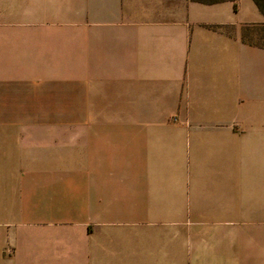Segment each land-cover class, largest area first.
<instances>
[{"label": "crops", "instance_id": "0c3cea01", "mask_svg": "<svg viewBox=\"0 0 264 264\" xmlns=\"http://www.w3.org/2000/svg\"><path fill=\"white\" fill-rule=\"evenodd\" d=\"M262 24L253 0H0V264H264Z\"/></svg>", "mask_w": 264, "mask_h": 264}, {"label": "trees", "instance_id": "16d2710c", "mask_svg": "<svg viewBox=\"0 0 264 264\" xmlns=\"http://www.w3.org/2000/svg\"><path fill=\"white\" fill-rule=\"evenodd\" d=\"M200 2L213 3L223 0H196ZM264 15V0H253ZM242 40L244 43L264 49V24L262 25H246L242 30Z\"/></svg>", "mask_w": 264, "mask_h": 264}, {"label": "rangeland", "instance_id": "374dc122", "mask_svg": "<svg viewBox=\"0 0 264 264\" xmlns=\"http://www.w3.org/2000/svg\"><path fill=\"white\" fill-rule=\"evenodd\" d=\"M183 227H184V224H179L178 225V228L181 229V231L179 233H181L183 235ZM180 238L183 239V236H181ZM181 249L182 251L181 252H178V259H182L183 256H184V252H183V246L179 245L178 246V250Z\"/></svg>", "mask_w": 264, "mask_h": 264}]
</instances>
